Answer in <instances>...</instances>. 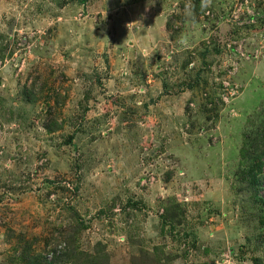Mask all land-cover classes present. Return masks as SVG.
<instances>
[{
	"label": "rangeland",
	"instance_id": "obj_1",
	"mask_svg": "<svg viewBox=\"0 0 264 264\" xmlns=\"http://www.w3.org/2000/svg\"><path fill=\"white\" fill-rule=\"evenodd\" d=\"M0 264H264V0H0Z\"/></svg>",
	"mask_w": 264,
	"mask_h": 264
},
{
	"label": "trees",
	"instance_id": "obj_2",
	"mask_svg": "<svg viewBox=\"0 0 264 264\" xmlns=\"http://www.w3.org/2000/svg\"><path fill=\"white\" fill-rule=\"evenodd\" d=\"M262 154L260 155V156H258L257 157V164H255V167H257L258 166V169L260 168V166H262L263 165V162H262Z\"/></svg>",
	"mask_w": 264,
	"mask_h": 264
}]
</instances>
